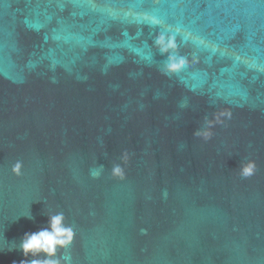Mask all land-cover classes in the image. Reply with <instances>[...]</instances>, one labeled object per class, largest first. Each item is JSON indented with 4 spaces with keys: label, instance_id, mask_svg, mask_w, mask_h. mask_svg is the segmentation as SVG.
Masks as SVG:
<instances>
[{
    "label": "water",
    "instance_id": "water-1",
    "mask_svg": "<svg viewBox=\"0 0 264 264\" xmlns=\"http://www.w3.org/2000/svg\"><path fill=\"white\" fill-rule=\"evenodd\" d=\"M57 213L63 264H264V0H0V264Z\"/></svg>",
    "mask_w": 264,
    "mask_h": 264
},
{
    "label": "clouds",
    "instance_id": "clouds-1",
    "mask_svg": "<svg viewBox=\"0 0 264 264\" xmlns=\"http://www.w3.org/2000/svg\"><path fill=\"white\" fill-rule=\"evenodd\" d=\"M155 45L161 55L167 56L163 70L164 75L175 73L187 67L190 62H195V54H193L192 61L189 60L186 54H179L180 45L175 34L161 32L155 38ZM223 117L231 119V112L222 111L211 118L206 116L203 126L196 128L193 136L202 138L205 141L211 140L215 134V126L224 123ZM129 160L130 154L125 150L120 156L121 162L113 164V176L124 179L125 172L122 165L127 164ZM255 171V161H241L239 175L242 178L253 176ZM12 172L17 176L22 175V162L17 161L12 167ZM96 175H99V173H96ZM27 217L33 219L31 214ZM65 219L63 213L53 214L49 216L47 227L35 232H26L16 248L22 252L25 258L20 261V264H63L58 250L67 249L75 239V231L73 227L65 224ZM142 231L146 232V230Z\"/></svg>",
    "mask_w": 264,
    "mask_h": 264
},
{
    "label": "snow or ice",
    "instance_id": "snow-or-ice-1",
    "mask_svg": "<svg viewBox=\"0 0 264 264\" xmlns=\"http://www.w3.org/2000/svg\"><path fill=\"white\" fill-rule=\"evenodd\" d=\"M154 22L158 23L159 21H154ZM26 23H27V21H26ZM177 32H179V29H177ZM184 39L187 40V39H188V36H185ZM199 43L203 44V41H200ZM218 50H219L218 48H213V49H212L213 52H216V51H218ZM223 54H226V53H222V55H223ZM237 59H238V58H237Z\"/></svg>",
    "mask_w": 264,
    "mask_h": 264
}]
</instances>
